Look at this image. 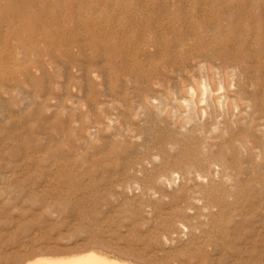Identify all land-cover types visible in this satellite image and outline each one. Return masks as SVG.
<instances>
[{
  "label": "bare ground",
  "instance_id": "obj_1",
  "mask_svg": "<svg viewBox=\"0 0 264 264\" xmlns=\"http://www.w3.org/2000/svg\"><path fill=\"white\" fill-rule=\"evenodd\" d=\"M45 59L52 64L50 70ZM23 62H26L23 66L18 65ZM0 66L2 79L5 77L18 84H32L43 91L62 87L68 89V100L73 104L71 106L70 103L71 107L67 108L69 111L74 108L80 110L81 105L87 107L78 113H67L64 118L60 117L61 113L55 115L57 121L53 125L49 123L51 126L46 127L45 132L52 141L56 139L55 143H42V146L46 145L53 152L45 151L35 155L32 162L15 165L19 167L17 173L12 172L3 177L0 196L24 195L28 184L23 176L28 174L24 175L23 171L31 164L41 165L42 162H53L58 170L64 172L81 167L91 176L98 170L121 168L123 172L133 175V178L129 176V180L123 178L125 180L121 186L123 184L129 191L139 189L140 193L136 197L140 198L148 194L156 195L159 184L169 186L176 182V174L187 183L186 186L193 179V183L196 181L201 185H195L196 189L190 196L184 193L187 201L186 204L182 202L184 206H176L175 209L171 206L173 210L169 207L173 211L169 214L174 220L172 218L173 222H169L171 225L166 223L162 228L169 231L167 234H171L170 230L185 232L189 237L185 242L188 247L195 248L194 255L200 264H210L211 260L206 254L208 249H218L219 252L223 248L221 241L230 237V223L236 225L239 218L243 220L246 217V206L254 204L255 199L259 198V203L264 200V0H0ZM38 71H43V74L38 76L35 73ZM22 76L25 79L22 80ZM72 89H76L77 93H70ZM8 90L6 88L5 91ZM47 93L49 95L50 92ZM43 111L44 107L40 106L29 113L24 110L22 115L26 119L36 113L42 114ZM10 117L12 119L14 116ZM15 129L12 128L13 131ZM40 129L42 126L38 122L29 125L32 133ZM141 137L145 140L139 143L136 139ZM53 155L54 158L59 155L61 161L57 163ZM2 167L12 170L8 165ZM21 172L23 176H17ZM103 174H100L101 177ZM215 174H219L217 181ZM115 175L117 178V173ZM63 182L61 184L65 185ZM29 196L27 198H34L33 195ZM136 197L133 200L137 201ZM175 198L176 195L171 199ZM146 200L149 203V199ZM198 200L202 201V205L193 203ZM191 210L194 213L189 216ZM257 226L259 234L256 235L264 238V221L259 220ZM240 231L243 232V229L240 228ZM158 236L160 239L161 236ZM85 244L80 246L79 252L60 256H53L58 248L42 251L52 255L50 257L38 253L42 247L38 250L31 246L32 251L26 252L27 255H19L18 262L137 264L92 248L104 246V241L99 239ZM107 244L106 247L109 246ZM131 248L135 247L131 245ZM148 258L153 261L151 255Z\"/></svg>",
  "mask_w": 264,
  "mask_h": 264
},
{
  "label": "rangeland",
  "instance_id": "obj_2",
  "mask_svg": "<svg viewBox=\"0 0 264 264\" xmlns=\"http://www.w3.org/2000/svg\"><path fill=\"white\" fill-rule=\"evenodd\" d=\"M5 57L7 58L6 55H5ZM46 58H48V56H46ZM44 61L46 63V66L48 67V70H50L52 64L47 59H45ZM9 62H10V60H9ZM25 63L24 62L22 64L19 63L18 65L23 66ZM18 65L16 64V66H18ZM0 71H2V66H0ZM35 73L39 76V75L43 74V71H38ZM0 75L2 76V74H0ZM21 78L23 80V79H25V76H22ZM50 78H52V77H50ZM0 80H2V81H0V84H1L0 86H2V88L0 90V98L3 99V100L0 99V104H1V106H3L2 107L3 111H1V106H0V126H1L0 127V186H1V183H2V185L4 183L3 179L7 175L13 174L14 172L17 173L19 167L15 166V165H18V164L24 165L25 162L26 163L32 162L35 155L37 156V155L43 154V152H45V151L51 152V151H49L48 148H46V145L42 146V143L43 142H45V143L49 142V144L51 143V145H52V143L53 144L55 143L54 141L56 139L52 141L45 134V132H46V127H50L51 125L55 124V122L57 121V119H55V118L57 115H59L58 113H61L60 117L64 118V116L67 113H70V112L71 113H74V112L78 113L81 109L86 110L87 107H86V105H81L80 110H77L76 108L70 109V111L67 110V108L73 106V104L71 103V100H68V95H69L68 89H65L63 87L58 88V89H54V90L47 89V90L43 91V90H40L39 88H37V86H35V85L23 83V82L18 84L15 82H11L9 79H7L5 77L3 79L0 78ZM63 80H64V78H63ZM6 88L10 89V90H8L9 93L5 91ZM47 91L50 92L49 95H48ZM70 93H77V90L72 89ZM28 94H30V95H28ZM44 96L46 99H44ZM31 97H32V99H31ZM62 98H64V99H62ZM43 99H44V101H43ZM32 100L35 101V103ZM63 100H65V102ZM2 102H3V104H2ZM37 105H39V108H40V106L44 107L43 113L42 114L36 113V114H33V116L25 119L22 115V112L24 113V110H25V113H29L30 111L39 109L37 107ZM58 105H61V107ZM56 107H57V110H55ZM26 108H28V109H26ZM34 108H36V109H34ZM63 113H65V114H63ZM2 115H4L3 118H2ZM18 115H20V116H18ZM41 115L43 116V118ZM8 116L9 117L11 116L10 118H12L14 116L15 118L13 117L12 119H9ZM163 116H165V113L163 114ZM16 117H18V118H16ZM35 118H39V120L35 119ZM46 119H47V121H46ZM42 120H45V121H42ZM26 121H27V123H26ZM36 122L40 123V125L42 126V129H40L38 132L32 133L29 131V125L31 123H36ZM46 122H48V123H46ZM24 123L26 125H24ZM45 125H47V126H45ZM18 127H20V128H18ZM21 127H23V128H21ZM12 128L13 129L16 128V129L13 131ZM26 129L28 131H26ZM55 129L56 128H53V130H55ZM32 138H33V140H32ZM18 139H22V141L20 140V142H19ZM136 140L137 141L139 140L138 142L140 143V141L142 142L145 139L141 137V139H136ZM26 143H28V145ZM40 150L42 151V153ZM52 152H53V150H52ZM25 154H26V158L24 157ZM173 155L176 156L175 153H173ZM52 157H53V159L56 160L57 163L61 161L59 155H56L55 158H54V155ZM56 162H54V163H56ZM4 165L11 166L12 170L2 167ZM41 165L31 164L29 166V168H26L23 171V172H25L24 175L28 174L25 177L22 175L23 172H21L17 175L19 177L23 176V178L26 179V183L28 185H27L25 191L27 194L24 193V195H19V197H15V195H11V194H9V196L8 195L7 196L6 195L0 196V249H1L0 250V256H1L0 257L1 258L0 264H21L20 262H18V256L23 255V254L27 255L28 252L32 251V247H34V248L37 247V249L42 247L43 249L41 248L42 250L40 249V251H38V253L40 252L41 255L46 256V257H48V256L50 257L52 255H50L49 253H43L42 251H44L46 249L53 250V248L55 250L58 248V250H55L57 253H54L53 256H60L62 254H66V253L79 252L80 246L82 247V245H86L85 242L88 243L90 240L92 241V240H98V239L101 241H104V243H105L104 246L103 247H92V248L103 250L112 256L121 257L122 259H125V260H131L137 264H151V262H152V264H157V263L158 264H167V263H169V264H186V263L187 264H200V263H198L199 262L198 258L195 256L196 255L195 248L188 247L186 244V242L188 241V240H186V238L189 239V237H187L188 235L186 236L185 232L179 233L178 231L170 230L171 234H167L169 231H167L166 229L165 230L163 229L165 225H167V224L171 225V223H169V222H171V221L173 222V220H174V218L172 216H170L169 213L173 212L172 210L175 209L176 206L180 207V206H184L186 204L187 201H186V199H184L186 194L184 195V193H187V195H189V196L191 194H193L194 189H196L195 185L197 187V185L200 182L197 184L196 181H194V183H193V179H192L188 182V186H186L187 183L182 178H180L178 176V174H176L175 175L176 180H177L176 182L171 183L169 186L168 185H162V184L157 185L158 187L156 188V190L158 189L157 192L159 191L160 192L159 194H157V192H156V195L151 196L148 194V195H145L143 198H140V197H136L140 193L139 189L129 191L128 188H125L123 186L124 180L126 178L129 180V176L131 178H133V175L129 174L128 172L126 173L125 171L123 172V170L121 168L118 169V168L110 167L105 171L104 170L103 171L98 170L95 173H93L91 176L90 175L91 173H88V172L86 173L84 171V169L81 167H79L78 169L75 168V169H77V171L74 168L73 169L71 168L69 171H67L68 172L67 173V172H64L65 170H61V171L58 170V168L53 165V162H42ZM34 167H36L38 170ZM15 169H16V171H15ZM10 171H11V173H10ZM33 171H35V172H33ZM3 172H5V173H3ZM75 172L78 174V176ZM114 172L117 173V175H118L117 178L115 175L116 173H114ZM58 173L60 174V177H59ZM103 173H105L106 175ZM123 173H125V174H123ZM85 174H87V176ZM100 174H103L105 177L103 175L101 177ZM111 174H112V176H110ZM113 174L115 177L113 176ZM34 175H35V177H34ZM73 175L75 177H73ZM119 175L120 176L122 175L123 177L122 176L120 177ZM217 176H219V174H217V175L215 174L214 178L216 181L218 180L217 178H219ZM56 177H57V179H56ZM108 177L109 178L114 177V178L109 179ZM88 178L90 179V181ZM97 178L99 179L98 181H97ZM123 178H125V179H123ZM179 178H180V180H179ZM119 179H121V180H119ZM65 180L67 181V184H66ZM181 180H183V182L185 184H183V182H181ZM87 181H89V182H87ZM114 181L118 185L114 184L115 183ZM62 182L66 186L61 184ZM95 183H96V185H95ZM121 183H123L122 186H121ZM37 184H39V185L37 186ZM112 184H113L114 188H113ZM94 185L96 188L94 187L92 189V187ZM199 185H201V184H199ZM63 186H64V189H63ZM179 186H181L182 189ZM183 186H184V188H183ZM29 188H31L33 190H31ZM44 189H46V190H44ZM67 189L68 190L71 189V190L68 191ZM179 189H180V191H179ZM191 189H193V190H191ZM61 190H63L62 192H64V193H62ZM64 190H66V191H64ZM91 190H94V191H91ZM95 190H96V192L99 191V192H97V195H95L96 194ZM71 191H72V193H71ZM120 191H122L126 194H124L122 192L120 193ZM163 191H164V194L162 195ZM182 191H186V192H182ZM101 192L103 195L101 194ZM109 192H111V193H109ZM36 193H37V196H36ZM57 193H59V195L56 196ZM66 193H67V195H66ZM75 193H77V194H75ZM84 193H85V195H84ZM106 193L109 195H107ZM165 193L167 195H165ZM116 194H117V197L115 196ZM29 195L30 196L33 195L34 198L30 197ZM51 195H53V196H51ZM90 195H91V197H90ZM93 195H94V197H93ZM100 195H101V197H100ZM121 195H123L124 197L126 196L125 199ZM130 195H131V197H130ZM159 195H160V197H159ZM174 195H176L175 200L178 198L177 201L173 200ZM28 196L30 198H27ZM61 196L63 197V199ZM64 196H68L70 199L67 197H65V199H64ZM83 196H85V197H83ZM86 196L90 202L89 201L87 202ZM105 196H106V200H105ZM111 196H113L114 198H112ZM163 196H166V198H164ZM25 197H26V199H25ZM42 197L44 198V202H43ZM60 197H61V199H60ZM127 197H129V200H127L128 199ZM134 197H136L137 201H138V199H140L141 201L139 200L137 202L135 199L133 200ZM31 198H32V200H31ZM49 198H51L53 200H51V199L49 200ZM171 198H173V199H171ZM29 199L31 200V202ZM146 199H149L148 200L150 203L149 206H148L149 203L146 202L147 201ZM181 199H184V200H181ZM39 200H41V201H39ZM60 200H62V201H60ZM132 200H133V202H132ZM53 201H55V202L52 203ZM74 201H75V203H73ZM259 201H260L259 198L255 199L254 204H251V205L249 204L248 206H246V208H245L246 210L244 209V212L246 211V213H245L246 217L243 218V220H242V218H239L236 225H233V223H230V225H229L230 226V229H229L230 230L229 231L230 237L227 238L226 240L224 239V241L222 239V241L224 243L226 241V243H225L226 246L221 241V244L223 245V248H225V250L223 248L219 249V252L221 251L219 253L218 249H216V251L214 249H208V252H206V254L207 253L209 254V255L207 254V256H209V259L211 260L210 264H218V263L219 264H255V263L256 264H263L264 263V248H263L264 247V243H263L264 238L262 237V235H260V236L256 235V234H259L258 230L256 229V228H258L257 225H258L259 220L264 221V207H263L264 206V200H261L262 202H260V203H259ZM45 202L47 203V206H46ZM66 202H69V204ZM123 202H125V203H123ZM182 202H184L185 204ZM196 202L197 201H193V203L195 205H197V204L202 205V201L198 200V202H200V203H198V202L196 203ZM130 203H131V205H130ZM136 203H139L140 205H138ZM257 203H259V204H257ZM125 204H127L128 206ZM171 206L173 207V209ZM121 207H122V209H121ZM130 207H132V208H130ZM250 207H252V208H250ZM159 208H162V209H159ZM49 209H51V210H49ZM154 209L156 211H154ZM157 209H158V212L160 211V212H162V214L159 212L160 213V215H159V213L157 212ZM165 209L167 211H165ZM151 210L154 212H152ZM253 210L254 211L256 210V211L254 212ZM251 211H253V212H251ZM55 212H56V214H55ZM250 212H251V214H250ZM51 213L53 215H51ZM60 213H62V214H60ZM166 213L169 215V217H167L168 215ZM193 213L194 212H192V210H191L188 212V215L191 216V215H193ZM253 213H257V214H253ZM85 214H87V215H85ZM107 216H109V217H107ZM156 216H159V217L156 218ZM161 216H163V218ZM258 216H259V218H258ZM160 217H161V219H160ZM165 217L168 219H165ZM175 217H177V216H175ZM106 218L109 220H107ZM117 218L120 220H118ZM151 218H152V220H151ZM154 218L157 219L158 222ZM172 218H173V220H172ZM35 219H36V221H35ZM45 219H47V220H45ZM169 219H171V220H169ZM154 222H155V224H154ZM154 226H156L155 229H153ZM38 228H39V230H38ZM105 228H107V229H105ZM240 228L243 229V232H241L242 230L240 231ZM149 229H150V232L148 231ZM156 229H159V230H156ZM205 229H206V231H208L207 227H205ZM163 230H164V232H163ZM79 231H81V232H79ZM88 231H90V232H88ZM172 231H173V233H172ZM34 232H36L38 234L36 235V233H34ZM85 232L87 234H85ZM156 232H157V234H156ZM239 232H241L242 235ZM83 233H84V235H83ZM145 233H148L147 236L145 235ZM151 233L154 237L151 235ZM158 233H160V234H158ZM161 233H163L162 236H161ZM164 234H167L170 239L168 238L167 235H166L167 236L166 237ZM175 234H177V235L174 237ZM237 234H238V236H237ZM141 235H143V236H141ZM155 235H157V237H155ZM158 235L161 236L160 239H159ZM234 235H235V237H234ZM69 236L71 238L73 237V239H71ZM148 236H151V237H148ZM171 236H172V238H171ZM255 236H256V238H254ZM38 238H39V240H38ZM139 238L142 239V241ZM155 238H157V239H155ZM178 239H179V241H178ZM248 239L250 241H248ZM252 239H254V240H252ZM166 240L167 241L169 240L168 241L169 243H167ZM160 242H161V244H160ZM173 242L175 243V245L173 244ZM79 243H82V245ZM106 244L109 245L110 247L109 246L106 247L105 246ZM234 244H235V246H234ZM48 245H49V247H50V245L52 246V247H50L51 249L48 247ZM131 245H132V247H135V248H131L132 250L130 249ZM246 245H247V247H246ZM146 246L148 248L151 247L153 249H150V248L148 249ZM240 246H243V247H240ZM248 246H249V248H248ZM34 248H33V250H34ZM138 248H139V250H138ZM140 248H143V249L141 250ZM145 248H146V250H145ZM241 248H243L242 251H241ZM64 249H66V250H64ZM77 249H78V251H77ZM89 249L90 248L85 249V250L81 249V251H86ZM156 249H157V251L159 250L158 251L159 253H157ZM160 249H162L161 250L162 252L160 251ZM179 249H182L183 251L179 250ZM244 249H247V250H244ZM250 249L252 250V252ZM119 250L121 251V253L125 252V254L124 253L121 254ZM127 250H130V252L129 251L127 252ZM190 250H191V253L189 252ZM193 250H195V251H193ZM59 251H61L60 254H59ZM152 251H153V253H152ZM222 251H225V252H222ZM262 251H263V253H262ZM131 252H132V254H130ZM146 252H147V254H146ZM154 252H155V254H154ZM167 252H169L171 254L169 255V253H167ZM137 253L139 256L137 255ZM141 253H142V255H143V253L145 255L142 256ZM150 253L154 254V256H152V254H150ZM164 253H167V254H164ZM13 254L15 255L16 258H14ZM133 254H134V256H133ZM149 254L151 255V257H153V259L151 258L153 261H151L148 258V257H150ZM156 255H159V257ZM165 255H167V257ZM220 255H221V257H218ZM252 256L254 257L255 262L253 261ZM136 257H138V259H136ZM140 257L141 258L143 257V258L141 259ZM146 258H148V259L145 260ZM214 258H215V260L217 259V261H215ZM156 259H158V260H156ZM166 259H167V262H166ZM179 260H180V262L178 263ZM212 260H213V262H216V263H213ZM246 260H247V262H246ZM149 261H150V263H149ZM155 261H156V263H154ZM183 261H185V262H183ZM231 262H233V263H231Z\"/></svg>",
  "mask_w": 264,
  "mask_h": 264
}]
</instances>
